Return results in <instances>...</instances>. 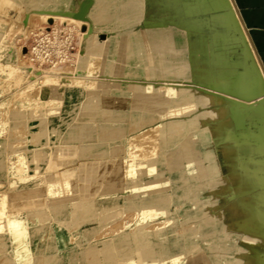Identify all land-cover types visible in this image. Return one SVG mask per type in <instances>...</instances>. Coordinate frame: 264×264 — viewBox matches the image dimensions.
Wrapping results in <instances>:
<instances>
[{"label": "rangeland", "instance_id": "obj_1", "mask_svg": "<svg viewBox=\"0 0 264 264\" xmlns=\"http://www.w3.org/2000/svg\"><path fill=\"white\" fill-rule=\"evenodd\" d=\"M164 1L153 18L137 0H0V264H107L105 245L115 264H264L261 58L234 0L249 53L221 17L226 6ZM190 19L208 24L216 77L200 79L180 63L195 42L174 23ZM162 27H170V52L153 43L148 54L126 50L130 35ZM246 72L252 81L259 74L262 88ZM185 136L196 146L187 149ZM74 201L84 211L75 214ZM186 207L205 209L194 244L188 231L198 233L201 216ZM12 220L24 233V262ZM173 244L181 246L174 262L163 253Z\"/></svg>", "mask_w": 264, "mask_h": 264}, {"label": "bare ground", "instance_id": "obj_2", "mask_svg": "<svg viewBox=\"0 0 264 264\" xmlns=\"http://www.w3.org/2000/svg\"><path fill=\"white\" fill-rule=\"evenodd\" d=\"M39 1V0H31V3L33 5H35V3ZM66 5H71L72 3L74 4H77L79 5V0H64ZM169 2H175L176 0H168ZM198 4L201 5L202 8H209L211 6H219L220 5V2L219 0H214L213 1H210V0H197ZM138 4L140 5V8L143 10V9H147L148 10V15L150 17H156L159 16V13L160 11L164 8V4H165V1L164 0H147V3L145 0H137ZM194 2H196V0H194ZM207 3L208 5L206 6ZM192 5H195L194 3H192ZM81 6V5H80ZM167 6V5H166ZM156 7V9L159 11V13H155L153 10L154 8ZM235 8V6H233ZM195 18V17H194ZM174 24H176V26L180 27V28H183L185 29V34L187 35V41L190 42V41H194L195 42V45H194V49H195V54L194 56L191 58V59H180V63L182 65H185L187 68H192L194 69L195 73H196V76L199 77L200 79L204 77V75L207 74V76L210 74L213 77H216V75L219 74V72L222 70L220 68V66H218V64L216 65L217 66V69H215L214 71H211L209 69V62L211 59H209V51H208V46L210 45V39L207 37L205 38L204 37V29H203V25H206L208 26V24L206 23V20L204 19H190L186 22H181V21H177L175 22ZM170 30V27L168 28H160V29H150L149 32H151L150 34H147L146 32H143L142 34H139V35H130L128 40L126 41L125 45H126V50L129 52V53H132V54H135V53H146L148 54V52L150 51L151 49V44L153 43L155 46L159 47L161 51L163 50H166V52H170L169 49H167V47L169 45H173V40H172V35H171V32L169 31ZM105 41H107L108 43H115L116 42V38L115 36H112V37H109L107 36V38L105 39ZM111 52H113L115 49L114 48H111L110 49ZM208 52V53H206ZM202 53H206V56H202ZM87 63H85L83 65V67L86 66ZM7 66V65H6ZM10 67V66H9ZM10 68H14L13 66L10 67ZM8 69V68H7ZM16 69V68H15ZM178 69L179 67L177 68H174V72H178ZM10 71V70H9ZM7 71V73L9 72ZM13 72L15 70H12ZM12 72V73H13ZM253 72V71H252ZM11 73V71L9 72ZM8 73V74H9ZM17 73V72H16ZM194 74V73H193ZM251 74V72H246V77L248 80H251L249 79V77L251 78V76L248 75ZM247 79H245L247 81ZM253 79V78H252ZM208 81V80H207ZM252 81V80H251ZM214 82V81H213ZM253 84L257 87H261L262 88V78L259 74H257L255 77H254V80L252 81ZM206 83V82H205ZM247 83V82H246ZM252 84V83H251ZM249 87V86H248ZM253 89V88H252ZM248 90L250 91V89L248 88ZM261 90V89H260ZM259 90V91H260ZM248 91V92H249ZM253 91V90H252ZM258 92V91H256ZM260 93V92H259ZM257 93V95L259 94ZM253 96V95H252ZM264 109V108H263ZM109 118H112L111 115L108 116ZM192 119L188 122V123H191ZM208 119H204L202 121L203 124L205 123H208ZM199 137L200 138H204V132L203 131H199ZM215 140L218 141L219 140V135L218 133L215 134ZM182 144L183 145H186L187 149H191L193 147L196 146V142L189 139L187 136H185L183 139H182ZM206 158L208 159H211V154L209 152L206 153ZM151 170L152 167H149ZM179 179H180V173L177 172V173H174L171 180H172V183L174 184H177L179 182ZM188 180H185V182H187ZM188 188V186H187ZM200 189L203 188V187H199ZM199 190V189H197ZM109 196V195H108ZM112 196V195H111ZM142 197V196H141ZM113 198V197H112ZM3 201V200H2ZM116 202H114L113 204H115ZM3 204V203H2ZM74 204H75V208H74V212L75 214H78L82 211H84L85 207H79L77 205V203L74 201ZM163 201L159 198H155L154 200V203L153 205L156 207V206H161L163 205ZM1 205V204H0ZM3 207V206H2ZM5 207V206H4ZM162 208V207H161ZM122 209V208H121ZM136 209V208H135ZM134 209V210H135ZM153 210V209H152ZM161 211V210H160ZM0 212H2V210H0ZM5 212V211H4ZM116 212V211H114ZM120 212V210H119ZM118 212V213H119ZM159 212V211H158ZM162 212H165L164 210ZM205 212V209L203 208H199V207H194V208H191V207H186L185 209V215L189 216V217H200V221L197 222V227H198V233H195L193 234V231H194V228H190L189 231H188V235H192L193 238H192V243L194 244L195 242H197L200 237L202 236V232L200 231L201 229L204 228L205 224H206V221H205V217L202 216V214ZM116 212V214H118ZM146 213V212H145ZM223 212H221L220 214H222ZM1 214V213H0ZM108 215V218L110 219L111 217H109V214L110 213H107ZM111 214H114V213H111ZM110 214V216H112ZM105 215V214H104ZM115 215V214H114ZM113 215V217H114ZM121 215V214H119ZM139 215V214H138ZM142 215V214H141ZM152 215V214H151ZM106 216V217H107ZM118 216V215H117ZM141 218V217H140ZM152 219V218H151ZM145 220V219H143ZM1 221V220H0ZM168 223V222H167ZM12 230H13V237H14V240H15V254H16V257L18 259L19 262H24L26 260V246L23 244V239H24V233L20 227V224L18 221H15V220H12L9 222ZM156 224V223H155ZM157 225V224H156ZM164 225V224H163ZM3 226V224L1 223L0 224V228ZM148 226V225H147ZM154 227V226H153ZM157 227V226H156ZM135 228V227H134ZM251 234V232H250ZM253 237L257 238L255 236V234H251ZM58 237H59V240L61 242V244L63 245H66V236H65V232L63 230H60L59 233H58ZM143 237V233H142V230H141V225H138L135 232H134V238L137 239V240H140L141 238ZM29 241V240H28ZM159 241V240H158ZM192 244V245H193ZM221 246L224 248L226 247V242L224 240L221 241ZM105 248V251H106V263L107 264H115L116 263V253L112 251V247L110 246H104ZM104 248L100 249V250H103ZM131 249V248H130ZM92 250V249H90ZM181 250V246L179 244H173L172 247H169L167 249H165L163 251L164 255L165 256H170L171 259H172V262L176 261L178 258H179V251ZM104 250L102 251L105 252ZM132 252V250H131ZM101 253V252H100ZM94 254V252H93ZM136 254V253H135ZM154 254V253H153ZM96 257L99 255V254H94V257ZM131 255V254H130ZM129 255V256H130ZM134 255V254H133ZM129 256H121V260L122 261H128L129 259ZM156 256V255H154ZM153 256V257H154ZM100 257V256H99ZM131 257V256H130ZM98 258V257H97ZM157 258V257H156ZM138 262L141 260H139V257L137 258ZM92 260V258H91ZM99 260V259H98ZM97 260V261H98ZM152 260V259H151ZM12 261V260H11ZM96 261V262H97ZM141 262V261H140ZM98 263V262H97ZM123 264V262H122ZM125 264V263H124ZM127 264V263H126ZM142 264V263H140Z\"/></svg>", "mask_w": 264, "mask_h": 264}, {"label": "crops", "instance_id": "obj_3", "mask_svg": "<svg viewBox=\"0 0 264 264\" xmlns=\"http://www.w3.org/2000/svg\"><path fill=\"white\" fill-rule=\"evenodd\" d=\"M234 2L264 68V0H234Z\"/></svg>", "mask_w": 264, "mask_h": 264}, {"label": "water", "instance_id": "obj_4", "mask_svg": "<svg viewBox=\"0 0 264 264\" xmlns=\"http://www.w3.org/2000/svg\"><path fill=\"white\" fill-rule=\"evenodd\" d=\"M219 2H220V5L222 7H225V6L227 7V11L225 13H222V15H221L222 19H225L228 22H231L235 26V29H238L239 30L240 35L243 38V44L246 46V48L248 50L247 53H249L250 51H249V49L247 47V43H246V40L244 38L243 31L240 29V27L238 25L239 24L238 23V19L235 17L236 15H235V11L233 9L232 4L230 3L229 0H219ZM252 65H253L254 68L256 67L255 62H252Z\"/></svg>", "mask_w": 264, "mask_h": 264}]
</instances>
